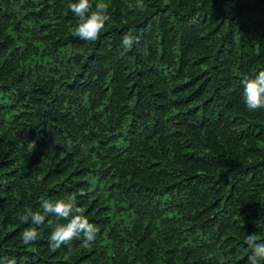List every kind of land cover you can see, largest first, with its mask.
<instances>
[{"label": "trees", "instance_id": "trees-1", "mask_svg": "<svg viewBox=\"0 0 264 264\" xmlns=\"http://www.w3.org/2000/svg\"><path fill=\"white\" fill-rule=\"evenodd\" d=\"M76 2L0 0V264H249L264 108L242 81L264 70V0H90L110 16L95 42L72 35ZM72 196L87 246L50 248L68 220H20Z\"/></svg>", "mask_w": 264, "mask_h": 264}, {"label": "clouds", "instance_id": "clouds-1", "mask_svg": "<svg viewBox=\"0 0 264 264\" xmlns=\"http://www.w3.org/2000/svg\"><path fill=\"white\" fill-rule=\"evenodd\" d=\"M68 7L78 17L77 25L72 29V35L88 42H95L99 39L100 34L104 30L106 22L110 19L108 14V5L106 3H97L95 11H92L90 0H77ZM136 7L143 11L146 5L142 0H138ZM139 41L138 36L127 33L123 36L122 46L124 52H128L133 45ZM243 97L248 110L254 111L264 108V70L254 74L252 77H244L243 81ZM84 195V193H81ZM43 214L39 211L33 212L27 209L25 214L20 217L24 223L29 222L40 226L49 215H54L58 219L68 220L66 224L55 223L49 237V246L53 250L61 247L62 244H70L71 241L77 239L83 234V243L87 246L96 239L99 231L88 218L84 215L85 209L76 204V197L72 196L67 200L64 198L57 199L55 202L43 200L40 204ZM69 217H71L69 219ZM52 226L53 222L48 221ZM39 236L36 227L26 228L22 233V242L28 245L35 242ZM245 243L252 249L253 254L248 257L249 264H260V260H264V243H257L254 234L245 238ZM7 264H15V260H9Z\"/></svg>", "mask_w": 264, "mask_h": 264}]
</instances>
